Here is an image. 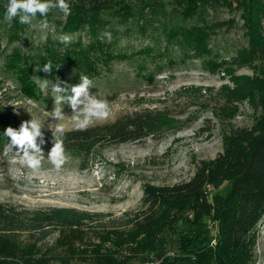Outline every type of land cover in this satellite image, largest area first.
I'll list each match as a JSON object with an SVG mask.
<instances>
[{"label":"rangeland","instance_id":"rangeland-1","mask_svg":"<svg viewBox=\"0 0 264 264\" xmlns=\"http://www.w3.org/2000/svg\"><path fill=\"white\" fill-rule=\"evenodd\" d=\"M162 2L167 11L176 5L175 0ZM240 12L207 7L202 18L190 19L228 21L210 30L207 50L196 54L174 40L167 45L159 32L148 29L141 34L114 24L103 31L102 40L110 43L117 57L98 62L97 73L90 75L64 70L68 85L87 75L94 85L90 93L109 104L107 120L94 121L90 127L144 111L161 115V122L155 133L140 141L97 147L88 156L65 150L69 159L59 170L48 160L51 148L42 150V166L34 172L20 163L15 147L7 158L0 147V210L46 212L70 207L90 214L85 226L56 227L40 242L37 234L24 232L17 244L0 247V264H157L160 244L170 258L196 251L186 212L173 210L174 220L157 215L144 200V188L189 179L201 161L214 159L223 150L228 135L241 128L256 130L264 120V55L248 56L250 42ZM66 15L58 8L46 17L38 14L25 24L19 41L9 39L4 30L8 22L0 20V104L24 121H40L42 131L51 135L56 123L50 117L54 100L50 88L49 95L40 90L37 76L53 82L56 78L45 72L32 74L37 89L31 95L22 90L18 70L6 64L15 48L36 53L48 37L58 39L59 22ZM43 19L48 21L47 30L38 27ZM259 34L264 37V16ZM68 35L83 45L89 40L86 29ZM144 47L152 49L150 55L137 53ZM64 111L66 131L77 129L72 110L65 105ZM207 189L210 200L214 194L225 195L229 184ZM200 229L209 231L208 246L213 245L216 221L205 216ZM244 255L245 262L240 263L236 254L228 263L264 264V220L257 224Z\"/></svg>","mask_w":264,"mask_h":264},{"label":"trees","instance_id":"trees-1","mask_svg":"<svg viewBox=\"0 0 264 264\" xmlns=\"http://www.w3.org/2000/svg\"><path fill=\"white\" fill-rule=\"evenodd\" d=\"M67 2L70 13L59 22L61 32L74 34L86 29L89 38L86 45L79 40L63 44L58 39L48 37L36 53L25 54L15 48L7 58V68L18 70L22 90L29 91L31 95L37 89L31 75H41L43 71L36 72V69L49 61L53 65L50 74L63 81L66 69L90 75L97 73L98 62L105 63L117 57L110 50V43L102 40L103 31L114 24L141 34L150 29L166 37L169 46L174 40L182 48L192 49L195 54L205 52L210 30L228 24V21L189 22L196 16L202 18L207 7L224 6L240 10L250 42L248 56L259 58L264 55V37L259 34L264 0H175L176 5L170 11L165 9L162 0ZM7 3L8 0H0L1 21ZM5 25L9 39L19 41L25 24L15 18ZM151 50L144 47L137 53L150 55ZM35 65L36 68L32 69L31 66ZM161 118L152 111L135 112L87 130L65 131L64 147L65 150H77L88 156L97 147L140 141L158 130ZM22 122L24 119L20 115L0 104V147L4 148L10 142L4 135L5 129H18ZM43 134L45 143L41 148L50 149L53 136ZM224 142L223 150L214 159L201 161L189 179L171 186H145L144 200L156 210L157 215L174 220L176 215L173 210L186 212V222L190 223L189 231L191 238H194L191 244L197 246L195 252L185 257L170 258L164 256L160 244L155 252L157 264H229L236 254L240 263L246 261L244 252L255 235L257 224L264 220V120L256 130H235ZM224 183L229 184L227 193L214 194L209 200L205 193L207 187L219 188ZM205 216L212 217L217 224L215 243L211 246H208L212 239L209 231L200 229ZM89 217V213L70 207L53 208L46 212L0 210V247L3 244H17L24 232L37 234L36 241H43L54 228L83 227ZM244 258L245 261H242Z\"/></svg>","mask_w":264,"mask_h":264},{"label":"clouds","instance_id":"clouds-1","mask_svg":"<svg viewBox=\"0 0 264 264\" xmlns=\"http://www.w3.org/2000/svg\"><path fill=\"white\" fill-rule=\"evenodd\" d=\"M59 9L61 12L70 13V5L67 0H8L5 6L4 20L11 22L18 18L21 24H31L39 14L46 17L50 10ZM38 27L41 30L49 28L48 21L43 19L39 22ZM46 39V35L41 37ZM58 40L63 44H69L72 37L68 34H62ZM58 69V68H57ZM43 71L52 73L53 65L51 61L45 63L36 72ZM37 83L42 92L51 96L54 100L52 115L55 123L52 130V147L48 154V160L52 166L59 170L68 161L69 156L65 152L64 134L66 131L65 124L62 123L67 118L65 114V105L72 110V119L78 130H87L94 121H104L109 117V104L105 99H100L96 94L90 93L94 87L92 79L87 75L80 76V82L76 85H68L67 82L61 81L58 77L55 82L47 78L37 76ZM43 125L40 121L32 118L30 121L21 123L18 129L7 127L4 135L10 140L3 150V156L9 157L12 149L15 147L17 152L15 156L19 157L20 163L32 171H39L42 166V148L45 143L42 132Z\"/></svg>","mask_w":264,"mask_h":264}]
</instances>
